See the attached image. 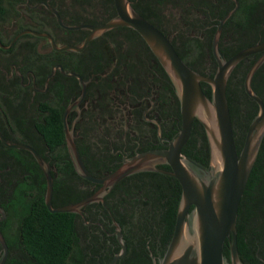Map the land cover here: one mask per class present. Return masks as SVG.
<instances>
[{"label":"flooded vegetation","instance_id":"obj_1","mask_svg":"<svg viewBox=\"0 0 264 264\" xmlns=\"http://www.w3.org/2000/svg\"><path fill=\"white\" fill-rule=\"evenodd\" d=\"M130 1L137 4L138 9L167 36L176 52L192 69L204 75L215 72L216 64L211 44L208 46V38L212 34V40L218 23V9L225 8L226 0H176L175 6L155 2L153 9L149 7L153 0ZM60 2L61 0H21L16 25L11 27V24H2L0 32L8 36L18 27L21 19L25 24H32L33 20L28 14L31 10L45 11L54 16L47 5L55 8ZM66 3V9L63 8L65 16L75 18L84 10H90L88 5H84L82 9L79 4L70 6L69 1ZM102 4L103 2L99 4L101 11L93 10V14L104 13ZM89 15L84 11L82 16ZM213 27L215 29L212 31ZM235 30L236 24H230L225 32H221L219 42L223 48L230 46L229 38L236 35ZM78 40L79 37L72 38L71 42L80 44L82 40ZM197 40L201 43L198 53ZM88 44L82 51L75 52L80 58V71H70L79 74L86 81L85 96L68 113L67 121L73 129L74 140L85 167L93 176L102 177L136 153L165 148L167 139L177 133L176 113L179 111V101L169 77L140 35H134L121 27L109 36L101 35ZM11 46L7 49L0 47L7 51L0 52V89L8 94L12 88L11 82L19 80L22 87L30 92L28 109L13 106L14 109H19L20 114H30L32 102H35L34 107L37 108L40 100L50 95L52 77V92L56 97L59 94L63 96L65 108L79 97L81 86L78 79L66 76L58 69L50 77L48 84V74L44 79L28 70L23 74L20 70L21 61L30 46L21 44L10 51ZM41 47L42 43H39L37 48L41 50ZM254 55L247 58L241 69L233 70L227 83V91L228 87L231 89L228 94L234 136L239 140L240 146L250 122L248 113L254 111L257 103L245 93L244 88L241 93L239 79L242 71L259 57ZM55 65L62 66L61 63L53 66ZM262 66L263 64L260 67ZM260 67L253 75L252 88L264 102V66ZM8 102L6 98L5 103L10 106ZM194 139L196 148L190 145L188 150L192 149L201 157V162L207 165L209 151L202 126H197ZM43 156L48 157V151H43ZM45 160L50 164L53 182L57 179L56 192L66 190L69 199L77 198L71 203L78 202L101 188L100 184L70 171H65L58 177L52 158L49 156L50 161ZM162 166L165 165H159L160 168ZM169 169L168 167L167 170ZM151 173L139 172L124 177L101 193L103 200L87 204L79 212H72L77 215V244L75 248H69L67 259L75 264H112L115 258L114 264L158 263L166 251L175 221L171 225L167 217L168 209L158 207L157 203L166 201L169 195L175 193L176 188L174 183L164 185L166 196H159L155 190L157 185L150 179ZM23 193L26 197L31 196L28 191ZM9 195L8 189L3 190L0 200L6 199L8 202ZM6 217L7 215L2 220ZM238 228L243 230L247 243L252 247L255 245V254L260 264H264V163L257 165L245 186L238 208L237 232ZM4 238L8 247L4 264H41L26 243L24 232L17 237L12 230H6Z\"/></svg>","mask_w":264,"mask_h":264},{"label":"water","instance_id":"obj_2","mask_svg":"<svg viewBox=\"0 0 264 264\" xmlns=\"http://www.w3.org/2000/svg\"><path fill=\"white\" fill-rule=\"evenodd\" d=\"M231 1L234 6L219 19L211 40V53L216 62L212 76L201 74L188 66L167 36L139 14L130 0H113L115 14L99 24L68 25L63 22L54 7L47 5L60 27L67 30H88L78 45H58L49 33L29 28L16 33L8 45L0 42V47L7 49L19 36L29 33L46 38L55 51L80 52L88 42L105 32L117 27H128L135 30L148 45L169 77L179 101L180 128L174 136L167 139L165 148L136 153L124 159L114 171L96 177L85 167L74 140L73 129L67 121L68 113L85 96L86 81L75 72L65 71L61 65L53 66L46 77V84L58 69L66 76L76 77L81 86L79 97L68 104L63 113L64 138L69 158L78 175L100 184L101 188L78 202L54 207L50 164L30 145L8 141L0 132V141L5 146L27 150L36 160L45 176L44 202L50 212H79L81 207L103 200L101 193L112 188L124 177L139 172H159L174 177L180 184L181 193L172 236L157 264H244L237 247L236 223L240 200L264 138V102L252 88L253 75L264 63V40L244 47L228 58L225 57L219 47L222 27L239 6L238 0ZM257 53L260 55L246 72L243 88L257 103L258 109L248 124L243 144L238 151L227 99V83L236 66L243 59ZM202 82L210 87V97L203 91ZM195 119L205 132L209 151L207 165L182 152ZM159 165H166L170 169L160 168ZM5 216L6 212L0 206V220ZM225 242L228 256L224 254ZM121 243L124 250L122 240ZM0 245V264H4L8 247L1 231ZM115 260L116 258L112 264Z\"/></svg>","mask_w":264,"mask_h":264},{"label":"trees","instance_id":"obj_3","mask_svg":"<svg viewBox=\"0 0 264 264\" xmlns=\"http://www.w3.org/2000/svg\"><path fill=\"white\" fill-rule=\"evenodd\" d=\"M20 1L21 0H0V26L6 23L11 24V27L16 25L20 14ZM67 1H69L70 6L79 4L82 9H84V5H88L90 10L84 11L90 14L89 17L82 16L84 11L79 14V17L73 18L69 15L65 16L63 8L66 9ZM175 1L176 0H153L152 5L149 3V7L153 9V6H156L155 2L164 4L171 3L175 6ZM101 2H103L102 7L104 13H101V15L93 14V10L101 11L99 9V4H101ZM226 3L227 5L225 8L222 7L218 9V19L216 21L224 17L234 6L231 0H226ZM238 3V9L225 21L222 27V31L225 32L227 26L236 24V35H233L231 39L229 38L231 42L230 46H224L223 48L222 43L219 42L220 50L226 58L244 47L264 40V0H238ZM132 6L139 14L151 22V20L138 9L137 4H132ZM55 8L60 14L63 22L68 25L79 23L99 24L105 22L115 14L113 0H61L58 5H55ZM28 14L33 20L32 24H25L21 19L20 22L18 21V27L13 29L8 36H4L0 32V41L3 45H8L16 33L26 28L38 32L49 33L58 45L64 43L78 45V42H71V39L79 37L78 41H81L87 33L85 29L67 30L60 27L55 17L45 11L31 10ZM102 14H107V16ZM13 20H15V22H13ZM119 28L121 27L111 29L102 34V36H109V34L114 33ZM125 28L130 33L139 36L135 30L128 27ZM214 29L215 27L212 28V31ZM211 35L208 38L209 47L211 44ZM246 36H248V38ZM222 37L224 38V33ZM39 43H42L41 50L37 48ZM21 44L30 46L24 53L21 61L22 67L20 70L23 74L28 70L37 77L42 76V79H44L55 63H61L63 68L68 72L80 71L78 69L80 58L75 52L68 50L55 51L50 47L49 41L44 37L29 33L22 34L16 39L9 50L12 51ZM200 46L201 43L197 40V53L199 52ZM0 52L7 51L0 48ZM255 55L257 57L259 54L257 53ZM247 58L243 59L236 66V70H234L237 71L241 69L240 67L245 63ZM182 60L190 66L184 58H182ZM214 64H216L215 60ZM250 65L242 71L241 78L239 79L242 86L241 93H243L244 77ZM263 66L260 68H263ZM212 75L213 74L209 76ZM52 79L53 77L50 80V95L43 97L37 108L34 107L35 102H32V112L28 115L19 113V109H28L27 102L30 99V92L22 87L19 80L11 82L12 88L8 94L0 89V132L8 141L30 145L42 157H46L45 159H48V161H50V156L52 161L55 162L57 174L58 177H60L65 171L76 172L69 158L64 138L63 113L66 102H63V96L61 94H59L58 97L53 94ZM201 85L205 94L210 97V87L203 82ZM229 91H231L230 87H228L227 99L229 109L231 110ZM6 98L10 106L5 103ZM7 106H9V108H7ZM13 106L19 109H14ZM256 110L257 106L254 107V111L248 113V122L254 116ZM176 117L179 129L181 123L180 110L176 113ZM199 125L202 126L195 119L192 124L190 137L183 146L182 152L201 162V157L197 156L192 149L188 150L190 145L196 148L194 132ZM234 139L237 150L239 151L241 148L239 140L235 138V136ZM263 150L264 138L259 151L262 157L260 159L258 154L247 182H249L251 174L256 169L257 165L259 163H264ZM43 151H48V157L43 156ZM162 167L168 169L166 165ZM149 176L157 185V188L155 185L154 187L159 196H166L163 189L164 185H172V183L175 185V193L169 195L167 200L163 203H157L158 207L168 209L167 217L171 225H173L181 193L180 184L174 177H169L164 174L152 172ZM27 182L29 185H27ZM56 186L57 179L53 182L54 193L52 196V205L54 207L76 201L77 198L69 199L66 190H59L56 192ZM7 189L10 191L9 201L6 202V199L0 200V206L5 210L7 215L6 219L0 221V231L3 236H6V230H12L17 237L20 233L24 232L26 243L41 264H75L74 261L67 259V254L69 248H75L77 244V215L72 212H50L44 202L46 189L45 176L32 154L24 149L7 147L0 141V194L3 190L5 191ZM24 191L30 192L31 196L26 197L23 193ZM237 247L244 264H260L255 254V245L252 247L251 244L247 243L243 230L240 228H238L237 232ZM224 254L228 256L227 242H225L224 245Z\"/></svg>","mask_w":264,"mask_h":264}]
</instances>
